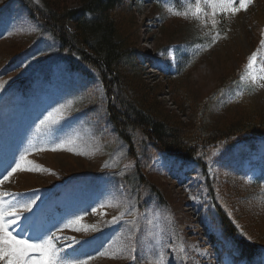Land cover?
Listing matches in <instances>:
<instances>
[{
	"label": "rangeland",
	"instance_id": "obj_1",
	"mask_svg": "<svg viewBox=\"0 0 264 264\" xmlns=\"http://www.w3.org/2000/svg\"><path fill=\"white\" fill-rule=\"evenodd\" d=\"M150 1L136 5L135 46L144 56L139 74L145 85L162 89L158 100L170 114L187 122L189 113L174 105L171 90L182 86L200 99L243 62L235 91L217 102L211 121L235 117L238 108L231 104L242 97L246 110L264 114V0H245L235 13L223 8L228 0L211 1L215 17L224 14L223 31L201 40L191 20L197 15L192 6L203 0ZM232 3L239 8V0ZM177 71L182 79L174 83ZM100 103L98 80L70 71L58 44L17 0L0 10V180L26 150L23 167L33 169L0 183V193L14 194L0 199L36 201L11 229L17 239L38 243L52 236L59 255L72 264H235L215 195L238 233L264 251V140L228 153L215 147L206 158V176L194 163L183 166L161 154L149 164L140 158L154 192L132 184L134 163ZM70 221L77 222L65 227ZM256 264H264V253Z\"/></svg>",
	"mask_w": 264,
	"mask_h": 264
},
{
	"label": "trees",
	"instance_id": "obj_2",
	"mask_svg": "<svg viewBox=\"0 0 264 264\" xmlns=\"http://www.w3.org/2000/svg\"><path fill=\"white\" fill-rule=\"evenodd\" d=\"M11 1L0 0V10L6 9ZM17 1L38 30L58 44V53L70 71L92 75L98 80L104 96V103H100L103 116L127 148L126 158L134 163L130 170L131 182L137 188L142 185L157 192L147 179L148 167L143 169L138 164L140 158L149 164L151 158L161 154L176 159L183 166L194 163L206 176V158L215 147L228 153L240 144L252 146L264 140V114L246 110L244 97L231 104V108H238V114L231 120L218 122V125L211 121L213 107L235 91L245 71L244 62L200 99L182 86L171 90L174 105L182 112L183 109L189 111L187 122L164 108L158 100L162 89L145 85L139 74L144 60L143 53L135 46L139 0ZM206 1H201L199 14L200 18H207L200 20L193 16L191 20L201 29V35L195 32L197 40H201L202 34L223 31L224 14L213 16ZM158 2L154 5L158 6ZM196 5L192 6L193 11ZM161 23L166 24L163 20ZM181 79V71H177L172 81L179 83ZM213 199L223 239L232 244L230 253L235 264L240 261L256 264L263 249L241 236L226 211L218 205L215 195Z\"/></svg>",
	"mask_w": 264,
	"mask_h": 264
},
{
	"label": "snow or ice",
	"instance_id": "obj_3",
	"mask_svg": "<svg viewBox=\"0 0 264 264\" xmlns=\"http://www.w3.org/2000/svg\"><path fill=\"white\" fill-rule=\"evenodd\" d=\"M207 7L213 9L216 8V4L212 3L211 0L207 3ZM245 0H239V8L235 7L232 3V0H228L226 4L223 5L225 10H230L233 13L238 11L240 8H245ZM201 11L200 4L196 5V18L199 19L198 13ZM180 15V13H175ZM184 16L187 17V13H184ZM213 16H215V11H213ZM215 23V20H213ZM34 30V29H32ZM261 45H264V40L261 41ZM253 57L250 58L249 64L253 62ZM243 78V77H242ZM57 112L60 109L56 110ZM52 114H49V117L46 120H51ZM55 120H52V123H55ZM42 123H45L42 121ZM59 145L52 148V151L59 149ZM28 150L21 155L20 159L15 162V167L11 168V171L7 172V175L3 176V180H0V183L6 181L9 176L17 171H32L33 169H25L22 162L24 161ZM12 193H0V197L13 196ZM35 200H29L24 203H12L11 201H6L5 199H0V262L2 264H72L71 261L65 260L59 255V250L56 248L55 243L53 242L52 236H49L47 239H41L38 243H30L28 240L17 239L13 235L11 229L17 224L20 220V212H30L32 211V205L35 204ZM119 217H113V223H117ZM77 221H70L69 224H66L65 227H70L72 223ZM79 230V229H74ZM55 235V234H53ZM135 251V249H132ZM39 253V255H36ZM76 264H87L86 261H77Z\"/></svg>",
	"mask_w": 264,
	"mask_h": 264
}]
</instances>
